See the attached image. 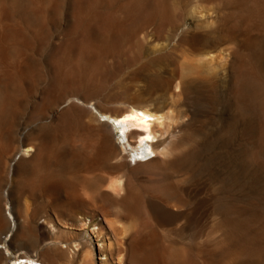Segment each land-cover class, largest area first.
I'll use <instances>...</instances> for the list:
<instances>
[{"label": "rangeland", "instance_id": "rangeland-1", "mask_svg": "<svg viewBox=\"0 0 264 264\" xmlns=\"http://www.w3.org/2000/svg\"><path fill=\"white\" fill-rule=\"evenodd\" d=\"M13 1L16 3V11L11 13L27 17L23 23L27 25L26 37L28 40L32 39L35 44L30 53H33L36 63H39L36 77H45L48 81L47 64L53 63L59 42L64 40L62 37L68 30L65 29L67 23L70 24L71 21L73 1L64 0L63 8H60L61 13L57 15L60 16L58 19L48 9L47 0H43L46 4L40 14L43 17H39V20L31 9V5L32 8L35 7L34 1ZM96 2L106 3L98 4V9L109 19V33H116L121 40L117 45L111 40L104 47L97 46L84 52L85 54L78 53L77 64L83 75L84 85L79 90V98L82 101L72 100L63 104L58 98H49L48 95L47 101L42 104L44 84L39 85L36 90L33 87L31 90L29 84H25L23 100L18 98L22 96L20 92L15 94L17 98L12 96L14 100H11V109L19 114L14 116L12 127L14 130L23 128V131L26 128H39L49 122V115L57 121L59 115L70 108L87 113L93 111L96 105L109 115L120 116L127 112L130 106H134L130 103L131 98L145 94L165 102V110L172 112L179 123L180 135L173 155L160 167L151 169L150 173L162 183L161 186L159 182L160 190H166L171 184L186 196L188 202L182 206V214L176 217H167L162 212L142 207L143 219L150 226L156 227L160 234L158 239L155 238L153 248L137 256L150 261L151 264L170 263L176 253L181 255L184 264H264V0ZM21 5L28 8L23 9ZM17 7L25 13H21ZM116 19L121 20L120 26L116 25ZM34 34L38 36L36 39ZM60 35L62 37L58 39ZM39 44L42 47H39ZM36 50L41 51L37 53ZM221 50L236 53L232 73H226V64L222 61L216 70L203 68L202 75L212 79L215 87L193 80L191 73L197 68V64L189 54L194 53L193 57L199 58V55L208 51L215 54ZM29 64L32 65L33 61H29ZM147 64H150V67L147 69L149 71L145 72L143 66ZM172 70L178 73L176 80L183 83L182 92L178 93V96L171 95L176 90L177 82L173 83L172 91L167 94L158 84L161 79L167 78ZM51 99L60 101L57 110L53 108ZM148 106L152 108V105ZM39 114L45 118L39 117ZM33 115L39 118H33ZM18 122L20 127L15 126ZM117 135L120 136L118 130ZM3 143L14 166L19 158L10 150L13 142ZM14 144L12 148L15 150L18 144ZM145 154L149 157L155 155L150 150H146ZM3 170L0 167V190L3 197L1 212L11 223L9 226L0 224L1 259L20 261L22 258L32 257L49 264L51 254L55 258L53 264H70L69 258L60 254V248L69 243L74 247L75 244L85 241H90L97 253L101 243L100 238L94 236L97 231L95 222L84 230L85 232L75 226L70 229L69 219L72 216L68 213L70 208L64 204L66 198L62 190L52 193L53 202L49 201L50 206L54 208L56 205H62L57 206L60 209H56L60 216L66 215L65 219L61 217L62 219L55 223V234H47L43 241L42 238H37L40 241L33 242L34 238L30 236L34 233L33 230L31 234H27L28 238L26 233L29 232L27 228H22L23 222L27 223L31 218L34 220L38 216L35 221L38 220L37 222L42 224L48 216L52 217L51 208L49 204L48 208L45 207L43 193L38 196L33 189L23 188L20 185L23 179L15 181V174H10L8 169L5 170L8 173L6 177ZM32 174L37 183L43 180L45 172L40 169ZM2 182L7 184L3 185ZM40 189L41 192L44 190L43 185L36 190ZM79 192L83 199L92 195V191L89 194L84 188ZM54 196L57 201H54ZM41 203L44 205L41 206ZM26 204H29L28 207ZM59 210L66 212L63 215ZM81 211H75L76 217L85 212ZM17 216L23 221H14L13 217ZM114 218L115 214L111 216L115 221ZM95 220L105 226L101 215ZM117 223L126 229L134 225L138 230V225L125 214ZM105 244H108L107 240ZM83 258L81 255L71 264H82L85 260ZM96 259V264H100V256H96Z\"/></svg>", "mask_w": 264, "mask_h": 264}, {"label": "bare ground", "instance_id": "bare-ground-1", "mask_svg": "<svg viewBox=\"0 0 264 264\" xmlns=\"http://www.w3.org/2000/svg\"><path fill=\"white\" fill-rule=\"evenodd\" d=\"M26 1L28 3V0ZM32 1H34L33 5L35 7L32 8L31 5V9H33L38 20L39 17H43L40 14H42L43 5L46 3L48 9L54 13V17L60 18L57 15L61 13L60 8H63L64 0H47L46 3L43 0ZM72 1V4L69 2L72 5V11L68 10L71 11V21L65 27L68 30L64 32V36L60 35L58 38L62 37L64 40L62 39L63 41L59 42L58 50L54 49L57 51H55L57 54H54L56 56L52 54L54 59L50 57L53 59V63L49 62L51 65L47 64L49 78L46 81L45 77H36L39 63H36L33 53H30L33 50L34 42L26 37L25 28L27 25L23 23L27 17L11 13L13 10L16 11V3L13 0H0V167L4 169L3 171L8 169L10 174H15V181L23 179L20 183L23 188L33 189V192H36L38 196L43 193L44 197L42 200H44L43 203H45L46 208H48L47 204L50 206L49 201L53 200L51 194H54L57 190H62L66 198L64 204L70 208L68 213L72 216L69 219L71 222L70 229L75 226V228L79 227L80 230L86 231L95 222L94 226L95 228L97 227V231L94 232L96 234L94 236L100 238L101 247L99 246L97 253H95L90 241H85L82 244L77 243L74 247L70 243L64 245L65 249L63 247V249L60 248V254L69 258L70 264L81 255L87 260V262L84 260L82 264H96V256H100V264H151L149 263L150 261L148 262L137 255H142L143 251L155 246L156 242L154 243V240L159 238L160 231L145 222L143 214H141L142 207L146 206L162 212L167 217L168 215L176 217L182 214V206L188 202V199L186 200L185 198L186 196L171 184L167 186L166 190H160V181L150 173L151 169L160 167L163 162L173 155L176 141L180 135V131H178L179 123L172 112L165 110V102H160V100L154 99L151 95L145 94L131 98L130 103L134 106H130L127 112L120 116H116V114L109 115L104 110L97 108L96 105L93 111L91 110L87 113L70 108L59 115L60 118H57V121H55L56 118L53 120L49 115L47 117L49 122L47 121L46 125L39 128L30 129L28 127L29 130H26V128L23 131V128L22 130L19 128L14 130L12 127L14 116L19 115L16 110L13 111L11 109L13 106L11 103L12 96H16L15 94L20 92L22 98L19 96L18 98L23 100L25 84H29L31 90L33 88L36 90L39 85L42 86L44 84L42 104H45L44 102L47 101L46 96L48 95L49 98L50 96L58 98L62 103L72 102V100L82 101L79 98V90L84 86L82 84L83 75L78 67L77 57L80 53L83 52L85 54L84 52L94 47H104L111 40L115 42V45L120 43L119 35L109 33V19L105 18L98 9V7L100 8L98 4L102 2L97 3L96 0ZM23 7L28 8L27 6ZM23 7L21 5V8ZM19 11L21 12V10ZM19 11H17L18 14H20ZM22 12L25 13L23 10ZM52 12L50 13L51 16ZM57 22H54V24H57ZM120 24L121 20L116 19V25L120 26ZM33 37L36 39L35 37L38 36L34 34ZM39 47L42 46L39 44ZM38 51L40 52L41 50ZM38 51L36 50L37 53ZM235 54V52L230 50L217 51L215 54L208 51V53L199 55L200 57L196 58L193 57L195 56L194 53H190L192 61L197 64V68L191 73L192 79L208 86L216 85L212 82V79L210 80L202 75L203 68L216 70L222 61H225L226 73H232L236 61L235 58H237ZM29 61H33V64L30 65ZM148 67H150V64L144 65L143 71L148 72ZM177 74L176 70H172L167 78L161 79L158 83L159 88L166 94L172 91V85L175 82H177L176 90L171 95L178 96V93L182 92L183 83L180 80H176ZM52 101L54 103L53 108L57 110L60 101L51 99ZM48 102L51 104L50 101ZM149 104L152 105V108L148 106ZM33 116V118L37 117ZM42 116L44 117V115ZM39 117H41L40 114ZM35 124L33 123V125ZM15 126L20 127L21 125L18 122ZM117 130L120 131V136L117 135ZM3 141H6V143L9 141L10 144L13 142L15 143L14 146L16 143L18 144L14 150L12 143L10 149L11 152L13 151V155L15 154L19 158L17 162H13L14 166L10 162L11 157H9L3 147ZM146 150H150L155 155L147 156L145 154ZM9 162L13 167L10 166ZM40 169L44 170L45 175L42 181H37L36 183L32 173ZM6 175L8 173L5 171ZM8 179H10V176ZM2 184L6 185L7 183L4 184L2 182ZM42 185L44 188L42 192L41 189L40 191L36 190ZM82 188L88 190L89 194L92 191L91 197L83 199L79 194ZM20 190L24 192L22 188ZM25 195L22 194V196ZM2 198L0 190V224L3 226L8 224L9 226L11 222L1 212ZM54 198L55 201L56 197L54 196ZM22 199L20 198V200ZM28 205L26 204V207ZM56 207L50 206L52 217L48 216V219L42 224L37 222L38 220L35 221L38 216L34 220L31 218V221L27 223L23 222L22 228H27V232H29L26 235L31 234V231L34 230V233L30 235L32 239L34 238L33 242L35 240L38 241L37 238H42L43 241V237L45 235L47 237V234H55L53 232L57 230L55 223L63 217L60 216ZM58 207H62V205ZM79 209L85 212L80 217H76L75 211ZM45 210L47 211V209ZM34 211L36 212L37 210ZM65 212L61 211L62 214H65ZM113 214H115V221L111 219ZM124 214L135 225H138V230H136L134 225L128 229L118 225L117 220L121 217L124 218ZM99 215L102 216L106 227L103 226V223L95 220ZM65 216L63 217L64 219ZM19 218L20 216L13 217V220L23 221V219ZM105 240H107L108 244H105ZM55 249L60 251L57 248ZM38 258H40V254ZM173 258V261L167 264H184V260L179 253H176ZM49 259V264H53L55 258L51 254ZM161 263H163V260ZM0 264H46V262L32 257L22 258L20 261L0 258Z\"/></svg>", "mask_w": 264, "mask_h": 264}]
</instances>
